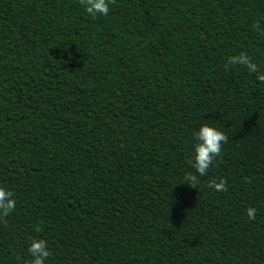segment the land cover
I'll return each instance as SVG.
<instances>
[{
  "label": "trees",
  "instance_id": "16d2710c",
  "mask_svg": "<svg viewBox=\"0 0 264 264\" xmlns=\"http://www.w3.org/2000/svg\"><path fill=\"white\" fill-rule=\"evenodd\" d=\"M257 73L264 0H0V264L33 239L45 264H264ZM201 124L227 138L203 176Z\"/></svg>",
  "mask_w": 264,
  "mask_h": 264
},
{
  "label": "clouds",
  "instance_id": "9594fccd",
  "mask_svg": "<svg viewBox=\"0 0 264 264\" xmlns=\"http://www.w3.org/2000/svg\"><path fill=\"white\" fill-rule=\"evenodd\" d=\"M84 11L91 16L107 15L109 12L110 0H81ZM228 63L235 65H244L250 72H256V65L253 64L249 57L240 53L238 56H231L228 58ZM257 79L264 82V73H257ZM194 143L191 152V166L195 173L203 176L209 168L213 158L218 156L221 151V144L227 139L222 131L208 124H201V126L193 134ZM190 186H197V176L191 173L185 174L183 182ZM209 187L215 191H224L225 183L220 180L218 183H212ZM12 193L3 187H0V217L8 215L15 207V200ZM254 207H248L246 214L250 220L255 219ZM36 231H40L39 228ZM27 252L30 254V264H45L46 258L50 255L46 241L43 239H33Z\"/></svg>",
  "mask_w": 264,
  "mask_h": 264
}]
</instances>
